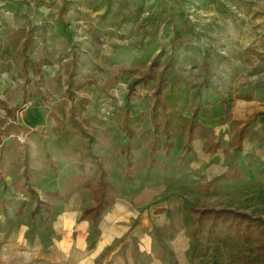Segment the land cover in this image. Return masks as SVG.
<instances>
[{
    "label": "rangeland",
    "instance_id": "obj_1",
    "mask_svg": "<svg viewBox=\"0 0 264 264\" xmlns=\"http://www.w3.org/2000/svg\"><path fill=\"white\" fill-rule=\"evenodd\" d=\"M175 1L181 4L184 16L200 34L190 40L210 52L205 68L199 58L196 67L182 73L177 86L178 106L186 116H191L193 108L198 106L200 113L196 120L213 128L214 140H220V147L212 153L203 151L197 146L199 142L202 144V139L198 138L200 141L191 142L192 151L185 152L183 144L187 135L178 125L170 134L174 142L170 155L165 157L162 151H158L149 156L148 149L142 146L135 151L129 177L125 174L127 167L122 152L127 139L113 124L107 122L98 130L99 141L93 149L108 168L106 180L116 188L115 199L120 196H128L131 200H138L140 195L148 197L139 206L131 207L123 217L127 219L135 215L138 220L146 219L147 233L155 248L158 247L155 258L163 259L167 264H176L179 257L185 264H242L247 258L262 264L261 255L256 250L259 240L254 233L241 234L228 225L215 229H211L207 222L198 225L193 222L194 215L188 208H231L264 219V143L244 139L241 151L234 152L229 146L234 130L229 121L219 119L226 113L235 120L254 116L249 127L259 130L264 126V115L258 114L264 111V60L257 54L264 52V0ZM155 2L2 0L1 51L12 45L8 32H15L17 47L25 38H33L38 41V46L32 51L31 58L47 60L42 65L44 83L41 86L34 83L37 75H31L30 69L28 78L31 82L27 83L26 74L17 65L19 62L14 65L11 58L7 61L10 69L0 73V103H6L15 111V122L20 126L19 141H26L25 133L29 129L49 132L55 126L54 116L67 111L69 101L60 79L64 77L71 56L88 55L101 61L102 56L111 51V45L141 41L152 27V19L148 16L155 10ZM122 16L124 21H121ZM134 52H141V49L137 46ZM144 69L140 68L141 71ZM139 74V71L119 73L116 66H107L101 72L93 71L90 74L94 80L92 85L77 93L88 100L82 117L93 114L94 101L100 103L103 118L114 112L122 113L127 106L132 114L143 113V120L135 124L137 131L146 127L150 129L149 112L154 98L150 86H143L140 82L135 84ZM100 90H105L107 96H102ZM227 93L233 95L230 102L224 100ZM247 94H252V98H242ZM216 100L223 107L221 113L213 104ZM223 100L227 104L225 109ZM3 111L0 106L2 115ZM108 126L111 129H106ZM230 166L243 173L241 181H221L217 188L208 192L197 190L199 181L211 180ZM55 169L44 172L32 182L39 197L52 204V217L47 223L55 216L58 205L63 204L58 199L49 198L45 192L59 190L66 193L73 184L70 179L78 173L71 160L57 161ZM18 173L16 163H7L3 180H0V254L8 255V259L15 253L12 242L18 232L27 227V233L33 235L38 228L44 226L47 230L49 227L47 223H41L38 215L32 218L30 210L34 200L22 189ZM85 173L97 175L93 167H86ZM83 189L86 191L84 204L91 207L93 197L88 189ZM72 193L66 201H73L76 193ZM7 199L13 202L7 203L8 215L5 216L1 207L2 200ZM22 203L20 215L14 214ZM113 209H106L108 214L105 213L104 219L114 212ZM92 231L93 237H97L98 228L95 226ZM193 232H197L195 236L191 235ZM127 238L125 248L130 245L134 251L138 238L130 234ZM111 241L95 264H103L105 254L112 252L122 240L115 238ZM173 244L185 248L179 251ZM24 248L27 246L21 244L18 251L23 252Z\"/></svg>",
    "mask_w": 264,
    "mask_h": 264
},
{
    "label": "trees",
    "instance_id": "obj_2",
    "mask_svg": "<svg viewBox=\"0 0 264 264\" xmlns=\"http://www.w3.org/2000/svg\"><path fill=\"white\" fill-rule=\"evenodd\" d=\"M155 4V10L148 16L152 19V27L141 41L111 45V51L102 56L101 61L88 55L71 56L66 64L64 77L60 79L65 85L64 95L69 101V106L66 112L62 111L59 116H54L55 126L49 132L29 129L25 133L26 141H19L20 126L15 122V111L6 103H0L1 109L5 112L4 115L0 113V180H3V169L6 164L16 163L19 170L18 181L22 189L34 200L30 214L32 218L38 215L41 223H47L52 217V204L49 200L39 197L32 182L46 171H55L57 161L71 160L78 173L70 179L73 184L66 193L51 190L45 192L46 196L66 201L73 190L88 189L94 204L82 211V217L89 219L93 226L98 223L105 210L114 203L116 188L112 182L106 180L108 168L93 149L99 141L98 130L107 122L113 124L127 139L122 149L127 177L133 168L135 151L142 146L148 149L149 156H153L158 151H162L165 157L170 155L174 147L170 134L178 125L187 135L183 144L185 152L192 151L191 142L196 138L202 139L203 151L212 153L220 147V140H214L213 128L196 120L200 113L198 106L193 108L191 116L182 114L178 106L177 86L182 80V73L188 68L196 67L199 58L203 61L205 68L209 49L190 40L193 37L198 38L200 34L184 16L179 2L156 0ZM124 20L125 17L122 16L121 21ZM7 35L12 39V47L5 46L2 51L0 47V73L10 69L7 61L11 58L12 64L19 62L17 65L26 74L27 83L31 82L28 78L30 69L31 75H37L34 83L41 86L44 83L42 65L47 60L31 58L32 51L38 46V41L25 38L20 47H17L16 33L8 32ZM137 46L141 52H134ZM257 54L259 59L264 60V52ZM107 66H116L119 73L139 71V79L135 84L140 82L143 86L151 87L154 100L149 112L150 129L146 127L137 131L135 124L143 120V113L132 114L127 106L122 113L114 112L103 118L100 103L94 101L93 114L82 117L87 110L88 100L79 97L77 93L85 86L92 85L94 80L90 74L93 71H104ZM141 67L145 69L141 71ZM100 91L102 96H107L105 90ZM242 98L249 100L252 94L243 95ZM225 102L224 100L222 102L224 109L227 107ZM258 114L264 115V111ZM219 119L221 122L229 121L230 127L234 130L229 141V146L234 149V152L241 151V141L244 139H256L264 143V126L259 130L249 127L254 116L245 120H235L226 113ZM106 129H111V126ZM86 167H93L97 175L94 177L85 173ZM242 178L243 173L236 167L230 166L226 171L213 176L211 180L199 181L197 190L208 192L217 188L221 181L239 182ZM12 202V199L2 200L1 212L5 216L8 215L7 203ZM22 208L23 203L16 208L14 214L20 215ZM188 209L194 215L193 222L198 225L207 222L211 229L228 225L241 234L254 233L259 240L256 250L260 253L262 264H264V219L262 217H253L231 208L189 207ZM196 233L193 232L191 235L195 236ZM242 264H260V262L247 258Z\"/></svg>",
    "mask_w": 264,
    "mask_h": 264
},
{
    "label": "crops",
    "instance_id": "obj_3",
    "mask_svg": "<svg viewBox=\"0 0 264 264\" xmlns=\"http://www.w3.org/2000/svg\"><path fill=\"white\" fill-rule=\"evenodd\" d=\"M232 96L231 93H227L224 100L230 102ZM213 104L217 112L223 111L219 100L214 101ZM196 140L200 141L198 138ZM197 146L202 148L200 142ZM85 192L83 188L75 189L72 193V195L76 193L73 201L64 202L58 199L57 201L62 202L63 205H58L56 208L55 216L47 223L49 225L47 230L42 226V228H38V232L29 235L26 227V230L18 232L12 242L15 244V253L10 259H8V255L0 254V264H95L100 253L115 238H120L122 241L112 252L105 254L103 264H167L163 259L155 258L158 247L155 248L147 233L149 227L146 219L142 217L138 220L134 214L131 218L123 217V214L127 215L131 207L139 206L140 203L147 201L146 195H140L138 200H131L128 196L116 198L112 204L114 207L110 206L115 209H113L114 212L104 219L105 213L108 214V211L105 210L95 225L99 231L98 235L93 237L92 230L95 226L89 219L82 217V208H87L84 204ZM42 224L45 225V223ZM151 224L149 225L151 226ZM128 234L139 240L134 251L131 250L130 245L127 249L125 248ZM23 243L27 248L20 252L18 248L21 244L23 247ZM173 246L179 251L185 248V246L181 248L174 244ZM176 264H185L183 258L179 257Z\"/></svg>",
    "mask_w": 264,
    "mask_h": 264
}]
</instances>
